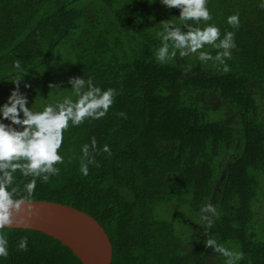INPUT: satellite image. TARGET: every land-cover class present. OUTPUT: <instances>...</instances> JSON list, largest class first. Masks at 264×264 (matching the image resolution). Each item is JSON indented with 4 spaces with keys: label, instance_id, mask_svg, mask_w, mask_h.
<instances>
[{
    "label": "trees",
    "instance_id": "trees-1",
    "mask_svg": "<svg viewBox=\"0 0 264 264\" xmlns=\"http://www.w3.org/2000/svg\"><path fill=\"white\" fill-rule=\"evenodd\" d=\"M208 7L210 23L235 32L228 73L196 55L156 61L159 23L179 15L159 0H0V103L18 71L38 109L70 95L73 76L117 90L107 116L65 133V161L34 196L97 219L112 241V264H225L205 246L209 238L243 251L240 264H264V6ZM234 13L239 29L226 23ZM92 137L96 164L83 176L80 149ZM104 144L110 154L99 150ZM208 202L218 213L210 229L200 212ZM7 232L0 264H82L46 233ZM24 236L27 251L18 248Z\"/></svg>",
    "mask_w": 264,
    "mask_h": 264
},
{
    "label": "clouds",
    "instance_id": "clouds-1",
    "mask_svg": "<svg viewBox=\"0 0 264 264\" xmlns=\"http://www.w3.org/2000/svg\"><path fill=\"white\" fill-rule=\"evenodd\" d=\"M155 0H149L154 3ZM169 9H179L176 21L163 20L160 31L156 33L160 46L155 50V59L160 64L180 58L196 55L204 64L208 62L222 65V71L228 73L230 67L227 60L232 57V49L236 47L235 32L224 31L213 20L208 7L209 0H159ZM264 6V0H261ZM226 23L233 29L240 27V15H229ZM210 46V50L208 49ZM215 50V55L212 54ZM191 65H189L190 70ZM13 68L21 70L19 60L13 62ZM25 74L18 71L15 78L10 79L15 86L6 100L0 103V260L9 256V239L7 229L15 225L18 219L36 214L34 196L37 183H45L58 175L65 161L62 145L65 133L86 121L100 120L107 116L112 108L117 90L101 88L93 80L85 76H73L67 81L71 94L64 95L50 102H45L39 109L34 103L29 106L28 95L21 90V82ZM56 84H51L52 88ZM57 86V85H56ZM25 88L30 85L25 84ZM120 116L125 119L126 114ZM98 149L95 137L91 142L81 146V162L79 172L89 175V165L96 164L92 153ZM99 150L111 153L108 144ZM201 218L206 221L205 228L210 229L211 217L218 216L217 208L208 202L200 209ZM217 239H207L206 247L225 258V264H240L244 260L243 251L233 250ZM18 248L28 250L27 236L21 237Z\"/></svg>",
    "mask_w": 264,
    "mask_h": 264
},
{
    "label": "water",
    "instance_id": "water-1",
    "mask_svg": "<svg viewBox=\"0 0 264 264\" xmlns=\"http://www.w3.org/2000/svg\"><path fill=\"white\" fill-rule=\"evenodd\" d=\"M36 214L10 228L41 231L69 247L82 264H112L114 248L105 228L89 213L73 206L34 200Z\"/></svg>",
    "mask_w": 264,
    "mask_h": 264
},
{
    "label": "rangeland",
    "instance_id": "rangeland-1",
    "mask_svg": "<svg viewBox=\"0 0 264 264\" xmlns=\"http://www.w3.org/2000/svg\"><path fill=\"white\" fill-rule=\"evenodd\" d=\"M32 103H33V100H30V97H29V106H31Z\"/></svg>",
    "mask_w": 264,
    "mask_h": 264
}]
</instances>
